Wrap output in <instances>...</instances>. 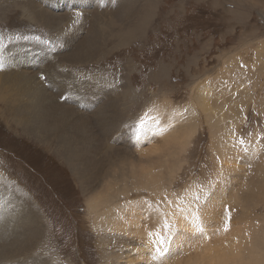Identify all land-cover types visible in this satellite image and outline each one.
Returning <instances> with one entry per match:
<instances>
[{"label":"rangeland","instance_id":"rangeland-1","mask_svg":"<svg viewBox=\"0 0 264 264\" xmlns=\"http://www.w3.org/2000/svg\"><path fill=\"white\" fill-rule=\"evenodd\" d=\"M121 1L86 0L78 5L80 0H65L67 6L60 3L58 9L48 7L51 23L42 20L44 10L39 9V19L31 17L28 11L27 2L34 8L41 5L40 0H0V93L7 96L5 101H0V171L6 172L14 179L13 183L19 185L27 201L22 205L31 209L27 220L13 223L15 228L9 227L16 229L18 235L21 233L22 241L29 224L36 225L41 237L37 241L43 243L42 248L36 249L30 244L20 254L7 251V248L5 255L8 256L1 255L0 264H109L108 255H113L112 259L119 264H134L135 254L131 248L139 244L134 242L137 236L132 231L142 224L130 215L138 211L139 217L147 214L139 219L143 222L155 217L162 203H173L187 195L197 207V196L199 200L202 196L212 202L214 189L220 186L218 178L225 182L226 191L218 200L222 205L220 223L223 224L219 231L225 236L228 232L239 233L246 239L245 243L239 242L243 244L240 251L243 259L240 261L237 255L235 264H245L246 255L253 250L259 254L260 259L253 256L260 261L258 264H264V0H128V10L134 8H131V17L121 18V23L114 27L113 38L103 28L102 21L110 22L116 7L121 8L118 6ZM22 6L26 7L25 11ZM85 7L91 9L87 14L80 11ZM81 16H84L83 30H80ZM141 19L145 20L143 28L139 26ZM95 20L101 22L97 41L93 34H88ZM120 30L129 37L118 45L121 38H117L116 33ZM81 47H84V54L90 52V55L70 59L67 54ZM14 56L29 57V63H38L43 68L28 63L22 64L17 71L21 63H14ZM35 71L48 72L49 89L53 91L49 96L51 102L42 106L59 116L63 114L72 126H80L84 115L95 108L98 110L103 101H109L106 110L109 121L103 120L111 126L113 137L101 136L99 126L82 125L72 138L79 161L87 158L85 161H90L97 172L83 171L84 179L91 182L88 190L81 186L79 176L73 174L64 155L56 149L57 141L36 137L35 131L25 123L15 124L14 117L12 119L3 105L7 103L17 112L32 108L29 102L32 103L33 98L27 91L31 89ZM56 75L65 78L61 87L52 80ZM83 84L106 88L96 95L97 100L101 99L99 103L93 97L88 96L84 101L75 93L66 92L68 87L74 89ZM149 119H156L159 131L149 128L146 122ZM145 122L146 139L139 149L133 140ZM221 122L225 123L223 135H231L232 145L224 146L221 142L219 149L220 145L213 142L220 136L216 130L220 129ZM152 142L155 145L161 142L154 156L153 148L146 151L149 145L155 146ZM108 144L112 145L116 156L105 153ZM236 146L243 147L245 154L235 152ZM224 148L228 150L225 157L228 154L233 157L229 162L234 165L232 168L223 164L220 150ZM239 153L242 157L236 156ZM110 162L116 169L115 178L107 174V178L102 177L101 168L109 166ZM142 164L146 167L143 173L151 171L145 179L140 170ZM193 189L194 193L188 194ZM6 191L8 194L9 189ZM102 195L111 198V202H116L119 195L120 204L128 200L130 206L120 219H134L133 225L128 224L130 229L127 226L129 231L106 229L96 221L97 214H90L88 201L94 202ZM112 206L105 202L103 209H98L103 212ZM225 206L231 212L227 231H224L222 218ZM12 209L18 208L12 206ZM146 226L148 230L164 227L163 222L159 226L147 222ZM168 251L169 248L163 256L169 254L170 260L174 252L175 260L185 256L177 248L173 253ZM145 253L149 258L146 264H167V258L162 261L163 256L161 259L154 257V248L150 254ZM192 253L195 255L194 251ZM249 256L251 259L252 255Z\"/></svg>","mask_w":264,"mask_h":264},{"label":"bare ground","instance_id":"bare-ground-1","mask_svg":"<svg viewBox=\"0 0 264 264\" xmlns=\"http://www.w3.org/2000/svg\"><path fill=\"white\" fill-rule=\"evenodd\" d=\"M36 1V0H34ZM65 0H40L41 5H37L33 8V4H29L27 2V4L29 5L28 8H30L28 11L32 16L37 17L38 19L40 18L41 13L39 12L40 10H44L45 11V16L42 18V20L44 22H51L50 18L48 17L49 15H47V11L49 12L48 7H50V5L52 7H56L57 9L59 7H61V4H64ZM71 1V0H70ZM78 1V0H77ZM86 0H80V2H77L78 5L82 4L83 2L85 3ZM103 1V0H102ZM107 1V0H106ZM98 2V1H96ZM100 2V1H99ZM105 2V0H104ZM112 2V1H111ZM4 3V2H3ZM10 3V2H9ZM66 3V2H65ZM90 3V2H89ZM93 3V2H91ZM109 3V2H108ZM38 4V3H37ZM71 4V3H69ZM103 4V3H102ZM113 4V3H112ZM24 5V4H23ZM65 6H67V3L64 4ZM104 5V4H103ZM6 6V5H4ZM89 6V5H88ZM99 6V5H98ZM107 6V5H106ZM121 8H117V10L113 11V18H110V22L108 20L102 21L103 23V28L107 29L110 33V35L114 38L115 36V25L121 23V18L123 16H127V17H131V8L128 10V0H122L121 3L118 5ZM24 11L26 10L25 6H22ZM95 8V7H94ZM48 9V10H47ZM99 9V8H98ZM112 9V7H111ZM134 9V8H133ZM90 8L85 7V9H81L80 11L83 12H87L90 11ZM93 11V9H92ZM51 12V11H50ZM49 12V13H50ZM130 12V14H129ZM3 13V12H2ZM1 13V14H2ZM48 13V14H49ZM108 13V12H107ZM4 14V13H3ZM24 14V13H23ZM56 14V13H55ZM60 14V13H59ZM87 14V13H86ZM67 15V14H66ZM51 16V15H50ZM85 16V14H84ZM81 16V27L80 30L82 29V24L84 23V19ZM59 17V16H58ZM52 18V17H51ZM36 19V18H35ZM59 18H57L56 21H58ZM54 20V19H53ZM141 19V23H139V26H141L142 28L144 27V23L145 20ZM55 21V22H56ZM80 21V22H81ZM58 23V22H57ZM147 23V22H146ZM54 24V22H53ZM56 25V24H55ZM101 25V22H97V20H95L94 24L92 25V27L90 28V32L88 33L90 36L93 34L95 36V40L97 41L98 35L100 34V30L98 29V27ZM83 30V29H82ZM123 30V29H122ZM126 31V30H125ZM117 32V31H116ZM118 34V35H117ZM116 37L117 38H121L119 40V42L117 43L118 45L121 44V42L129 37L128 34L123 33L121 30L120 32L116 33ZM1 38V37H0ZM112 38V39H113ZM84 41H81V46L84 44ZM94 40L93 38H91V43H93ZM15 44V43H13ZM27 45V44H26ZM16 46V44L14 45ZM12 48V47H11ZM25 48V47H24ZM16 49V48H15ZM84 47H81V49H73L72 53H68L67 55L69 56V58L71 59H77V57H84L87 58V55H90V52L84 54L83 50ZM8 50V49H7ZM22 50V49H21ZM32 50V49H31ZM6 51V50H5ZM13 51V50H12ZM25 51V50H24ZM1 52V51H0ZM7 52V51H6ZM33 52V51H32ZM4 53V52H2ZM12 53V52H11ZM18 53V52H17ZM35 53V52H34ZM10 54V53H9ZM15 54V53H14ZM23 54V53H22ZM2 56V55H1ZM4 56V55H3ZM6 56V55H5ZM64 56V55H63ZM9 58V57H8ZM14 63H21L20 65H18L16 67V70L18 71L20 69V66H22V64L26 65L29 63L30 58L29 57H19V56H14ZM64 58V57H63ZM67 59V58H66ZM65 59V60H66ZM69 59H67L68 61ZM10 63L13 62V60H9ZM83 61V60H82ZM1 63V62H0ZM7 63V62H6ZM9 63V62H8ZM33 66H38L39 68H41L42 66H40L38 63H32ZM29 63V65H30ZM41 64V62H40ZM13 65V64H12ZM6 66V65H5ZM11 66V65H8ZM44 66V65H43ZM48 66V65H47ZM1 67V66H0ZM3 67V66H2ZM49 67V66H48ZM51 67V66H50ZM33 68V67H32ZM43 68V67H42ZM11 69V68H10ZM31 69V68H30ZM48 69V68H46ZM42 70V69H40ZM52 70V69H51ZM47 71L43 72V73H39V71H35V77L32 83H30V90L28 88L29 91H27V94H31L32 96V103L29 102L31 104L32 108H28L27 109H23L22 112H17L14 111L11 107H9V105L7 103L3 104L4 106H6V109L8 110V112L10 113V116L14 117V122L16 124H19V122L21 123H25L26 126L32 128L35 132L33 134H35L36 137L43 139V138H48L51 140H56L58 145L56 149L59 150L60 153H62L65 157V159L67 160V162L69 163V167H71L73 174L74 175H78V179L81 183V186L83 188H85V190L89 187L88 183H91L89 181V179H84L83 175V171L85 173V171L87 172H93L95 171L93 164H89V162H86L85 160H87V158L85 160H83L82 162H84L86 165H82L79 160H80V155L75 151L74 147L72 146V144L74 143L72 141V138H74V134H77V132H79L78 129H82V125L83 127H96L99 126L102 130V132L100 133L101 136H106V139H111L110 137H113V132H111V126L107 124L106 121H109L106 118V110H108L109 107V101H103L101 103V105L98 107L99 109L96 110H92V112L87 113L86 115H84L79 124L80 126H72L71 125V121H69L68 119H64V115L62 114L61 116L58 115V113H54V112H50L48 110L45 109V107L48 106V103H50V99L49 96H51L50 94L53 93V91H51L49 89V79H48V72ZM55 73V72H52ZM60 73V72H59ZM11 74V73H10ZM17 74V73H16ZM51 74V73H50ZM57 74V72H56ZM43 75L45 76L44 78H46L45 82L43 81ZM54 75V74H53ZM40 76V77H39ZM57 78H55L54 76H52V80L54 81V83H56L57 87L62 85L65 81V78H62L61 75H56ZM23 78V76H22ZM42 78V79H40ZM103 79V78H102ZM105 79V78H104ZM18 81V80H17ZM101 81V79H100ZM1 82V81H0ZM102 82H104L102 80ZM47 83V85H46ZM73 83V82H72ZM29 84V83H27ZM23 85V84H22ZM64 85V84H63ZM2 85L0 84V87ZM27 87V85H25ZM24 86V87H25ZM77 86V85H75ZM90 86V85H89ZM7 88L10 89V87L6 86ZM21 87V86H20ZM23 87V86H22ZM61 87V86H60ZM24 89V90H26ZM6 90V89H5ZM23 90V88L19 91V93ZM45 90L48 91V94L45 93ZM63 90V89H62ZM106 90V88L104 87H100L98 89V87H88L86 85H79L78 88H67L66 92H73L76 95L79 96L78 99H82L85 101L86 98L89 97H93L95 99V101L97 103H99L101 101V99L96 98V95H100L101 93H103ZM61 91V89H60ZM63 92V91H62ZM125 92V91H124ZM40 93V94H39ZM42 93V95H41ZM123 93V92H122ZM121 93V94H122ZM126 93V92H125ZM125 93H123L125 95ZM221 93V92H220ZM36 94V95H35ZM68 94V93H66ZM70 94V93H69ZM68 94V95H69ZM10 96V95H9ZM120 96V95H119ZM34 97H37L36 99ZM76 97V96H75ZM41 98V99H39ZM7 99V96H5L4 94L0 93V101H5ZM65 99V98H64ZM202 99H204V95L202 96ZM56 100V99H55ZM77 100V99H76ZM74 101V100H72ZM25 102V101H24ZM23 102V103H24ZM25 102V103H27ZM45 102V103H44ZM54 102V101H53ZM56 102V101H55ZM54 102V103H55ZM24 103V104H25ZM57 103V102H56ZM80 103V102H79ZM206 104H209L208 102H205ZM18 104V103H17ZM42 104H46L47 106H42ZM61 104V103H60ZM57 105V104H56ZM69 105V104H68ZM204 107L205 104H203ZM18 107V106H16ZM76 107V106H75ZM96 107V106H95ZM20 109V108H19ZM67 109V108H66ZM69 110V109H67ZM66 110H64L65 112ZM2 112V111H0ZM67 112V111H66ZM69 112V111H68ZM155 112V111H153ZM85 114V113H84ZM149 115V113H147ZM66 116H68V114H66ZM155 117V116H154ZM49 118L52 119V122H48ZM66 118V117H65ZM158 118V117H157ZM105 119V120H103ZM159 119V118H158ZM48 120V121H47ZM152 120V119H151ZM156 120V119H155ZM150 121L147 120L146 122L149 124V128L151 127V129H156L158 127L157 121ZM82 121V124H81ZM237 121V119H236ZM145 122V126L144 128H140L137 133H135L134 136V144H136V148H142V145L144 144V140L146 139L145 137V129L147 128V123ZM73 123V122H72ZM108 125H106V124ZM222 123V122H221ZM75 124V123H74ZM20 125V124H19ZM91 125V126H90ZM224 126L225 123L220 125V129H217L216 131L218 133H220V136H218L217 140H214V144L217 146H219V149L223 143L224 146H229L231 147L232 145V139H231V135L229 134H224ZM84 129V128H83ZM148 129V128H147ZM158 129V128H157ZM160 129H158L159 131ZM86 131V130H84ZM84 131L82 132V134L84 133ZM88 131V130H87ZM90 131V130H89ZM92 132V131H91ZM89 132V133H91ZM150 132V131H149ZM152 132V131H151ZM86 133V132H85ZM84 133V134H85ZM88 133V132H87ZM83 134V135H84ZM148 134V133H146ZM151 134V133H150ZM150 134L148 136H150ZM82 135V136H83ZM89 136V134H86ZM85 135V136H86ZM92 137L94 136L93 134H91ZM223 135V136H222ZM84 136V137H85ZM147 136V137H148ZM170 136V135H169ZM91 137V136H89ZM95 137H99L98 135H95ZM162 137V136H161ZM95 138V139H96ZM149 138V137H148ZM169 139V138H168ZM166 139V140H168ZM78 140V139H77ZM128 140V139H127ZM153 140V138H152ZM156 140V137H155ZM131 141V140H130ZM132 141V142H133ZM160 141V140H159ZM86 142V141H85ZM91 142V141H90ZM96 142V141H95ZM98 142V141H97ZM222 142V143H221ZM100 143V142H99ZM98 143V144H99ZM114 143V142H113ZM154 143V142H152ZM161 142H159V144L155 145V143L152 145H149L146 149V151H151L152 153L155 152L157 153V149L156 147H160ZM129 144V143H128ZM133 144V143H131ZM133 144V145H134ZM148 144V143H146ZM165 144V143H164ZM81 145V144H80ZM97 144H95L96 146ZM162 145V144H161ZM167 145V143H166ZM100 146V145H99ZM126 146V145H125ZM128 146V145H127ZM90 147V146H89ZM97 147V146H96ZM95 147V148H96ZM87 148V147H86ZM93 148V147H92ZM145 148V147H143ZM227 148V147H226ZM248 148V147H247ZM250 148V147H249ZM90 149V148H89ZM88 149V150H89ZM100 149V148H97ZM96 149V150H97ZM114 149V148H113ZM112 149V145H107L106 147V152L109 155H115L114 150ZM83 150V149H82ZM143 150V149H142ZM250 150V149H249ZM248 150V151H249ZM116 151V150H115ZM145 151V150H144ZM143 151V152H144ZM149 151V152H150ZM221 151V156H222V161L223 164L226 166H231L228 168H232V166L234 165H229V162H232V155H227L226 153L228 150H226L225 148ZM241 152V154H243L245 152V150H243V147H239L236 146L235 147V152ZM251 151V150H250ZM89 152V151H88ZM91 152V150H90ZM93 152V151H92ZM120 152V151H119ZM237 152V153H238ZM59 153V154H60ZM105 153L103 155H105ZM118 153V152H117ZM126 153V152H125ZM253 153V152H252ZM83 154V153H82ZM97 154V153H96ZM107 154V155H108ZM144 154V153H143ZM148 154V152H147ZM146 154V156H148ZM150 154V153H149ZM245 154V153H244ZM243 154V155H244ZM248 154V153H247ZM108 155V157H109ZM123 155V154H122ZM249 155V154H248ZM102 156V155H101ZM151 156V155H150ZM154 156V153H153ZM237 157H242L240 155V153L238 155H236ZM98 158H100L97 155ZM140 157V156H139ZM138 157V158H139ZM97 158V160H98ZM117 158V157H116ZM142 158V156H141ZM146 158V157H145ZM152 158V156H151ZM101 159V158H100ZM113 159V158H112ZM124 159V158H123ZM137 159V158H136ZM144 159V158H143ZM91 160V159H89ZM141 160V159H140ZM149 160V159H148ZM154 160V159H153ZM151 160V161H153ZM231 160V161H230ZM99 161V160H98ZM103 161V160H102ZM117 161V160H115ZM126 161V160H125ZM144 161V160H143ZM175 161V160H174ZM95 162V161H94ZM114 162V161H113ZM134 162V161H133ZM142 162V161H141ZM122 162L119 163V165H121ZM153 163V162H152ZM155 163V162H154ZM145 166L147 167L146 163L144 162ZM142 164V166L144 165ZM151 164V163H150ZM88 165V166H87ZM102 165V164H101ZM105 165V164H104ZM139 165V164H138ZM149 165V164H148ZM103 166V165H102ZM100 167V166H99ZM117 167V166H115ZM141 167V166H140ZM146 167H142L140 170L141 172L144 171V169H146ZM137 168V166H136ZM139 168V167H138ZM150 168V167H149ZM153 168V166H152ZM101 168V171L103 172L102 177L104 175L105 178L108 177H113L115 178V173H116V169L114 168V165L110 162V165L107 167H104V169ZM148 169V168H147ZM225 169V168H223ZM91 170V171H90ZM120 170V169H118ZM139 170V169H138ZM152 170V169H151ZM155 169L153 168V171ZM226 170V169H225ZM122 171V170H121ZM96 172V171H95ZM140 172V171H139ZM138 172V173H139ZM148 172V171H147ZM147 172L143 173L144 174V178H147ZM151 172V171H150ZM150 172H148V176H150ZM155 172V171H154ZM232 172V171H231ZM23 173V172H22ZM97 173V172H96ZM93 174V173H92ZM107 174V176H106ZM157 174V173H155ZM223 174V173H222ZM122 175V174H121ZM87 176V175H86ZM92 176V175H91ZM139 176V175H138ZM143 176V175H140ZM223 176V175H222ZM227 176V175H226ZM19 177V176H18ZM96 177V176H95ZM101 177V176H98ZM124 177V176H123ZM156 177V176H155ZM88 178V177H87ZM97 178V177H96ZM223 178V177H222ZM23 179V177H22ZM124 179V178H122ZM155 179V178H153ZM14 179L12 177H8L6 175V172L3 173L2 171H0V256L4 255L5 257H7L8 255H5V252L12 251L17 252V253H21L23 250L26 249V246L32 244L35 245V249L36 247H41L43 246V243L41 241V243H39L37 240L38 238L41 239L39 232L37 230L36 225H30L28 226V230L26 229V235H25V239L24 240H20V235H18L16 233V229L15 225H13V223H17L20 224V221L25 219L26 216L29 214V212L31 211V209L28 206H24L23 204H26L27 201L25 199H23V197L25 196L24 192L22 191V189L19 188V185L15 183H13ZM114 180V179H112ZM216 180V179H213ZM99 181V180H98ZM110 181V180H109ZM141 181V180H140ZM147 181V179H146ZM216 181H220L219 185L217 187V189H214L215 191L213 192L214 194L212 195L215 199L211 202L208 198V200L203 199L202 196L200 197V200L197 202L198 207L194 204L193 198L192 200L189 199L190 195H187L184 199H176V201L173 200V203H171V201L169 202H165L166 204H161V209L158 211V213L155 215V217H150V219H144L143 222H141L139 219L140 218H145L147 216V214H143L141 217H139L140 212L138 211V213H136L134 215H130L131 218H134L136 220H138L139 223L142 224V227L140 228V225L133 230L132 232L136 234V239L133 237L134 242H136V244L138 243L139 245H137L136 247L133 246L131 248L132 253L135 254L134 256V264H146L147 261L149 260V258H147V253L150 254V252L152 251V249L154 248V257H161L163 256L161 254V252H165L166 249L169 248L168 252H174V249L177 248L178 250H180L185 256H182L180 258H178L177 260H175V252L173 253L171 260L168 257L169 254H166L163 256V260L164 258H167V264L170 261H173L171 264H235L236 261L238 260V257L240 259V261L243 259V254H240V251L243 249L242 243H239L241 241H243L244 243L246 242L245 237H242L241 235H239V233H232V232H228L226 233V236L223 235L222 231H219V228L223 225H221L220 223V215H221V202H219L220 197L222 198V195L225 194L226 191H224V187L223 184L225 185V182L223 180H221L220 178H218ZM227 181V180H226ZM102 182V181H101ZM139 182V180H138ZM142 182V181H141ZM114 183V182H113ZM144 183V182H143ZM147 183V182H146ZM145 183V184H146ZM115 184V183H114ZM141 184V183H140ZM213 184V183H212ZM216 184V183H215ZM91 186V185H90ZM111 186V185H110ZM230 186V185H229ZM92 187V186H91ZM157 187V186H156ZM152 188V187H151ZM228 188V186H227ZM7 189H9V193L7 194ZM84 190V192H85ZM88 190V189H87ZM94 190V189H93ZM156 190V189H155ZM204 190V189H202ZM201 190V191H202ZM206 190V189H205ZM111 191V190H110ZM122 191V190H121ZM197 191V190H196ZM89 192V191H88ZM94 192V191H93ZM98 192V191H97ZM103 192V191H102ZM26 193V192H25ZM96 192H94L95 194ZM164 193V192H163ZM194 193V189L190 190V192L188 194ZM197 193V192H196ZM104 195V193H102ZM110 194V193H109ZM102 195V196H103ZM203 195V194H202ZM206 195V194H205ZM209 196V193H208ZM108 197V196H106ZM105 196H103L102 198L100 197L95 198L94 202H89L88 208L90 211V214H92L93 212L97 215H95L96 221L102 223V225L106 228V229H110V230H127V226L128 224L131 226L134 224V219H132L131 221H126L124 220L126 217H122L123 219H120V217L122 216L123 211L127 210V208L130 206L127 202L128 200H126L125 204H120L119 201V195H118V200L116 202H111V198H106ZM131 197V196H130ZM129 198V196H128ZM211 198V197H210ZM168 199V198H167ZM213 198H211L212 200ZM151 201V199H149ZM219 200V201H218ZM104 201V202H103ZM149 201V202H150ZM201 201H203L202 203H200ZM105 202H107V204H112L113 206L111 208H108V210L106 211H100L98 208H102L103 207V203L105 204ZM193 202V203H191ZM131 203V202H130ZM29 205V204H28ZM12 206H16V211L12 209ZM145 206V205H144ZM158 206V205H157ZM105 208V207H104ZM143 208V207H142ZM147 208V207H146ZM158 208V207H157ZM33 209V208H32ZM103 209V208H102ZM154 209V208H153ZM115 211V212H113ZM129 211V210H128ZM132 211V210H131ZM129 211V212H131ZM142 211V209H141ZM145 211V209H144ZM147 211V210H146ZM145 211V212H146ZM150 211V210H149ZM162 211V213H160ZM164 211V212H163ZM127 212V211H126ZM143 212V211H142ZM152 212V211H151ZM154 212V211H153ZM154 212V213H155ZM93 213V214H94ZM144 213V212H143ZM146 213H150V212H146ZM159 213L161 214L159 217ZM152 214V213H151ZM150 214V215H151ZM31 215V214H30ZM154 216V215H152ZM29 219V218H28ZM129 219V218H126ZM27 220V218H26ZM30 221V219H29ZM33 221V220H32ZM31 222V221H30ZM148 222V225L151 226H159L161 225V222H163V225H165V222H167V224H169L171 227L170 228H166L161 227V228H155L153 230H148L146 223ZM23 223V222H22ZM235 223V222H234ZM9 226H12L14 228H11ZM27 226V225H26ZM19 227V226H18ZM17 227V228H18ZM22 228V227H21ZM129 228V226H128ZM203 229V231H200V229ZM14 229V230H13ZM19 229V228H18ZM25 229V228H24ZM23 229V230H24ZM130 229V228H129ZM22 230V229H20ZM19 230V231H20ZM25 231V230H24ZM28 231V232H27ZM18 232V230H17ZM23 232V231H22ZM149 232H160L167 240L168 243L167 244H159V243H154V241L158 240V237L155 235L149 236ZM219 232V233H218ZM19 233V232H18ZM218 233V234H217ZM217 234V235H216ZM23 237V235H22ZM152 237V238H151ZM263 237V236H262ZM102 239V238H101ZM100 239V240H101ZM110 239V238H109ZM106 240V239H105ZM249 242V241H248ZM31 245V246H32ZM8 248V249H7ZM7 249V251H6ZM28 249V247H27ZM31 249V248H29ZM33 249V248H32ZM251 250H253V248H251ZM195 252V255L192 252ZM8 253V252H7ZM171 253V254H172ZM144 254V256H142ZM192 254L194 256H192ZM27 255V254H26ZM238 255V257H237ZM252 255V258L249 259ZM254 255H257L259 258V254L254 252L249 253L248 255H246L245 257V264H258L260 261L256 258L253 257ZM2 256V257H4ZM12 256V255H11ZM14 256V255H13ZM113 255H108L109 257V264H119L117 260L112 259ZM10 257V256H9ZM7 259V258H4ZM10 258H8L7 260L10 262ZM159 259V260H160ZM195 259V260H194ZM260 259V258H259ZM6 261V260H5ZM12 261V260H11ZM4 262V261H3ZM6 263H8L6 261ZM36 263V261H35ZM2 264V262H1ZM29 264V263H28ZM38 264V263H37ZM124 264H127L124 262Z\"/></svg>","mask_w":264,"mask_h":264},{"label":"snow or ice","instance_id":"snow-or-ice-1","mask_svg":"<svg viewBox=\"0 0 264 264\" xmlns=\"http://www.w3.org/2000/svg\"><path fill=\"white\" fill-rule=\"evenodd\" d=\"M197 201H199V196H197ZM225 215L222 217L224 220V231H227L228 228L230 227V222H231V212L230 209L227 208V206H225L224 209ZM166 228H170L171 226L169 224H167V222H165L164 225ZM200 231H203V229L201 228ZM149 236L155 235L158 237L157 241H154V243H159V244H167L168 240L160 233V232H149L148 233ZM161 254L163 255V252H161Z\"/></svg>","mask_w":264,"mask_h":264}]
</instances>
